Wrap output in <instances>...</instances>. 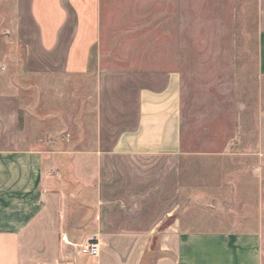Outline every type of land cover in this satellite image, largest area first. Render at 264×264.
I'll return each instance as SVG.
<instances>
[{"label":"crops","instance_id":"0c3cea01","mask_svg":"<svg viewBox=\"0 0 264 264\" xmlns=\"http://www.w3.org/2000/svg\"><path fill=\"white\" fill-rule=\"evenodd\" d=\"M126 4L0 0V264H264V106L256 151L217 187L222 226L190 227L207 204L182 209L180 74L154 58V25L128 22L139 13ZM37 113L38 129L67 132L61 148L32 135ZM90 239L96 258L78 252Z\"/></svg>","mask_w":264,"mask_h":264},{"label":"rangeland","instance_id":"374dc122","mask_svg":"<svg viewBox=\"0 0 264 264\" xmlns=\"http://www.w3.org/2000/svg\"><path fill=\"white\" fill-rule=\"evenodd\" d=\"M126 3L139 13L128 22L146 28L154 25V48L159 44L154 49V58L180 74V133L185 153L180 162L182 209L192 214L199 202L207 204L202 225L190 227H219L213 207L215 198L221 194L216 192L217 187L229 185L233 166L245 163L238 162L237 156L256 151L257 118L264 106V76L257 65L256 3L254 0H126ZM78 84L89 89L87 85L92 82L78 81ZM36 94L37 90L33 99ZM32 116L36 121L32 135L50 138L52 145L48 147L61 148L54 140L66 135L64 128L52 126L42 131L37 128L40 114ZM202 188L212 192L202 193ZM227 197L230 198L229 192Z\"/></svg>","mask_w":264,"mask_h":264},{"label":"built area","instance_id":"2783aa9c","mask_svg":"<svg viewBox=\"0 0 264 264\" xmlns=\"http://www.w3.org/2000/svg\"><path fill=\"white\" fill-rule=\"evenodd\" d=\"M62 240L67 243L70 242L64 236ZM78 249L79 254L87 256L88 258H96L99 254V242L96 239H90L86 243L79 245Z\"/></svg>","mask_w":264,"mask_h":264},{"label":"trees","instance_id":"16d2710c","mask_svg":"<svg viewBox=\"0 0 264 264\" xmlns=\"http://www.w3.org/2000/svg\"><path fill=\"white\" fill-rule=\"evenodd\" d=\"M164 226V225H163Z\"/></svg>","mask_w":264,"mask_h":264}]
</instances>
